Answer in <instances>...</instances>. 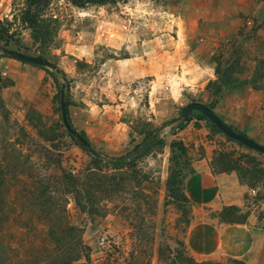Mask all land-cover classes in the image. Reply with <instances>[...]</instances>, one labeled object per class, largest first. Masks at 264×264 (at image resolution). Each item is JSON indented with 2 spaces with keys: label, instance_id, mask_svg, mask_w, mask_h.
Here are the masks:
<instances>
[{
  "label": "rangeland",
  "instance_id": "obj_1",
  "mask_svg": "<svg viewBox=\"0 0 264 264\" xmlns=\"http://www.w3.org/2000/svg\"><path fill=\"white\" fill-rule=\"evenodd\" d=\"M24 1L0 0V15H4L0 20L9 31V37L0 40V73L5 82L1 92L4 108H0V151L7 148L6 142L18 141L16 149L22 154V162L34 166L32 173L48 178L55 173L57 162L77 175H86L93 168L101 171L100 176L105 180V193L101 194L100 201L103 216L90 218L82 214L73 200L68 206L74 220L86 227L84 240L92 248V263L102 264L112 256L123 261L137 253L142 264H246L224 257H196L188 247L187 236L192 225L213 219L217 214L204 213L184 197L185 182L194 172L193 151L204 150L187 139L202 124L207 128L211 134L210 145L215 146L210 169L215 173L235 172L250 188L248 202L236 213L235 220L246 222L255 214L263 229L264 155L229 141L206 121L194 119L183 129L178 126L180 122L172 123L191 103L209 105L237 90L229 92L230 85L216 76L211 87L195 95L186 93L182 103L173 104L164 92L165 83L161 82L156 88L162 98L158 104L155 98L151 102L149 98L153 78H140L147 75L142 71L145 66L152 70L160 64L167 66V72L175 79L178 77L177 58L166 59L168 53L176 50L172 44L176 27L169 5L177 1L131 0L127 4L78 9L67 0H53L52 10L61 20V26L59 40L48 48L46 58L61 72L59 76L66 88L65 100L70 104L69 117L75 131L82 133L79 122L84 107L99 105L109 110L118 103H129L131 107L124 116L133 137L128 151L143 141L141 134L146 124L152 130L161 128L159 134L165 145L155 148L133 169L124 171L107 166L103 159L108 156L100 143L89 141L90 147L102 158L96 159L69 137L62 119L60 89L50 73L2 54L3 50L10 49L28 56H41L30 32L14 15V3ZM256 33L253 30L252 34ZM237 44L238 39L233 35L226 38L213 62L221 73L231 72L242 83L244 77L251 75L254 65L250 57H238ZM160 53L164 58L159 57ZM127 59L132 60L130 65L135 70L131 82L122 75L125 69L119 64ZM263 73L264 60L257 64L249 80L251 84L261 81ZM122 95L125 96L121 102ZM30 120L41 122L39 130L29 125ZM44 138L54 142L47 143ZM174 143L183 144L186 157L178 147H172ZM51 145L55 149H50ZM8 178L5 177L6 199L16 201L20 195L10 197L9 190L21 184H13ZM22 178L29 181L25 174ZM252 190L258 191L256 197L250 196ZM17 227L16 223L10 227L7 223L1 230L9 234L11 228ZM7 240L10 244L16 242L10 236Z\"/></svg>",
  "mask_w": 264,
  "mask_h": 264
},
{
  "label": "crops",
  "instance_id": "obj_2",
  "mask_svg": "<svg viewBox=\"0 0 264 264\" xmlns=\"http://www.w3.org/2000/svg\"><path fill=\"white\" fill-rule=\"evenodd\" d=\"M176 1L169 5L176 27V35L172 37L176 50L168 53L166 59L177 58L178 77L175 79L168 73V67L163 64L155 65L152 70L145 66L142 71L147 75L140 78H153L150 102L153 98L158 104L162 100L161 92L156 90L161 82L165 83L164 92L173 104L182 103L186 93L195 95L206 89L216 80L213 57L223 47L226 38L232 35L238 39V57H250L254 65L251 75L243 78L251 80L257 64L264 60V0ZM3 17L1 14L0 18ZM253 30L257 33L252 34ZM159 57L164 58L161 53ZM131 61L119 62L125 69L122 75L127 82L135 78ZM124 96L119 97L121 102ZM129 105L118 103L109 110L106 106L88 105L81 110L79 124L82 133L90 142L100 143L104 154L110 158L129 152L131 127L124 120L130 111ZM214 111L226 124L264 145V77L257 83V88L250 84L227 95L217 103ZM193 131L187 141L204 150L193 151L194 172L185 182V195L192 206L204 213L217 215L192 225L187 236L190 251L201 258L224 257L246 264H264V229L258 225L255 214L244 223L221 222V213L226 208L244 209L249 186L235 172H213L210 162L215 146L210 145L212 142L208 136L211 134L203 124L202 128Z\"/></svg>",
  "mask_w": 264,
  "mask_h": 264
},
{
  "label": "trees",
  "instance_id": "obj_3",
  "mask_svg": "<svg viewBox=\"0 0 264 264\" xmlns=\"http://www.w3.org/2000/svg\"><path fill=\"white\" fill-rule=\"evenodd\" d=\"M67 1L78 9H86L91 6L101 7L127 4L131 0ZM52 5L53 0H25L20 4L14 3V15L16 19L21 21L23 27L30 32L33 43L41 51L39 58L43 60H47L46 53L48 48L55 46L59 40L61 20L53 13ZM8 24L11 25L12 23L9 22ZM8 35L9 31L6 29L5 23L0 20V40H3ZM40 69L51 74L60 89L62 99V95H65L66 88L62 84L59 76L61 72L57 68V74L45 68ZM232 74L231 72L221 73L219 67H216L218 80L222 78V82L230 85L229 92L251 84L247 80L238 83ZM263 77L264 73L260 76V80ZM211 85H214V83H211L209 87ZM252 86L257 88L255 82H252ZM4 89L5 82L0 73V108H4L1 99V92ZM215 101L218 103L217 99ZM65 102L67 105L68 119L70 121V104L66 100ZM194 119L208 122L215 131L223 134L203 115L196 113L189 122ZM1 125L2 123L0 121V127ZM29 125L39 130L41 122L30 120ZM186 125L187 123L181 121L178 126L180 129H183ZM149 126L151 125L146 124L142 134L140 133L144 136L143 141L133 147L131 151L117 158L105 157L103 160L106 161L107 166L115 171L133 169L139 161L149 156L155 148H162L165 142L160 138L159 133L161 128L152 130L148 128ZM67 134L84 151H89L71 133L67 131ZM80 136L90 146L86 135L81 133ZM44 140L50 144L54 142V140H48L47 138H44ZM228 140L234 142L229 138ZM236 144L244 147L239 143ZM6 145L7 148L0 151V264H93L92 248L84 240L86 227L74 220L68 210V206L71 200H73L82 214H86L90 218L103 216L100 201L101 194L105 193L103 189L105 180L103 176H100L99 172L101 171L93 168L86 175H77L73 171L69 172L62 164L57 162L54 165L55 173H53L52 177L49 176L50 178H48L42 174L32 173L34 166L27 164L26 161L24 163L22 162V154L16 149L18 141L11 140L6 142ZM172 147L175 149L178 147L184 157L187 156V150L183 144L174 143ZM49 148L55 149L52 145ZM49 148H46V150ZM49 154H51V151ZM96 159L102 158L99 155ZM24 174L28 177L29 181H23L22 176ZM5 177H10L8 179L13 180V184H21L20 187L13 186L9 190L10 197L20 195L21 198L16 201L6 199L5 191L7 189V183ZM106 183L110 184L111 182L110 180L107 181L106 178ZM184 197L188 200L186 195ZM6 207L8 208L7 211H5ZM9 211H11L10 214ZM237 212H239V208L237 207L226 208L221 214L223 216H221L222 222L227 224L244 223L235 220L234 217ZM7 223L9 227L12 223H16L18 227L11 228L10 233L6 234L1 230V227L3 228ZM8 236L16 242L10 244L7 240ZM140 263L139 255L132 253L131 257L123 261L116 256H112L102 264Z\"/></svg>",
  "mask_w": 264,
  "mask_h": 264
},
{
  "label": "water",
  "instance_id": "obj_4",
  "mask_svg": "<svg viewBox=\"0 0 264 264\" xmlns=\"http://www.w3.org/2000/svg\"><path fill=\"white\" fill-rule=\"evenodd\" d=\"M2 54L6 57L15 59L21 63L31 65L33 67H40L48 69L49 71L57 74L56 67L53 63L47 60H43L39 57H33L28 56L22 53H18L16 51L5 49L2 51ZM217 104L216 101L212 102L209 105L202 104L199 102H194L188 105L186 108H184L178 119L172 121L173 124L179 123L181 121L188 123L194 114L199 113L203 115L206 119L209 120V122L214 125L220 132H222L226 137L231 139L232 141L239 143L246 147L247 149L251 151L258 152L262 155H264V145H260L257 142H255L253 139L244 136L242 133L238 132L228 124H226L213 110V107ZM61 112H62V119L65 128L69 133H71L84 147L89 149L91 154L94 157H98L99 154L95 150H93L89 144L78 134L74 131L72 128L70 121L68 119V111H67V105L65 102V95H62L61 99Z\"/></svg>",
  "mask_w": 264,
  "mask_h": 264
},
{
  "label": "built area",
  "instance_id": "obj_5",
  "mask_svg": "<svg viewBox=\"0 0 264 264\" xmlns=\"http://www.w3.org/2000/svg\"><path fill=\"white\" fill-rule=\"evenodd\" d=\"M258 195V191L257 190H252L250 193V196L252 197H256Z\"/></svg>",
  "mask_w": 264,
  "mask_h": 264
}]
</instances>
